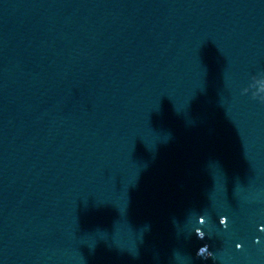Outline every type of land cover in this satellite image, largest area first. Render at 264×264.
<instances>
[{
    "label": "water",
    "instance_id": "obj_1",
    "mask_svg": "<svg viewBox=\"0 0 264 264\" xmlns=\"http://www.w3.org/2000/svg\"><path fill=\"white\" fill-rule=\"evenodd\" d=\"M0 264H264V0H0Z\"/></svg>",
    "mask_w": 264,
    "mask_h": 264
}]
</instances>
